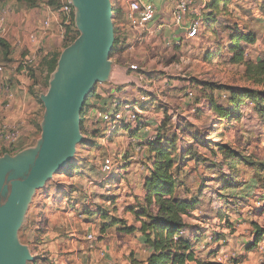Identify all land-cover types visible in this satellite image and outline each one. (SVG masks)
<instances>
[{
  "label": "rangeland",
  "instance_id": "obj_1",
  "mask_svg": "<svg viewBox=\"0 0 264 264\" xmlns=\"http://www.w3.org/2000/svg\"><path fill=\"white\" fill-rule=\"evenodd\" d=\"M36 1L38 3L37 8L42 10L48 8L51 11L59 8L55 4L49 6V0ZM57 1L59 0H52L56 3ZM150 1L155 4L160 3L159 0ZM7 2L11 4L10 6L15 12L26 10L19 0H8ZM214 2L217 9L209 8L206 19L204 18L203 33L199 38L187 41L183 45L181 53L179 52V56L184 57L183 63L174 59V53L168 51V43L153 42L146 48V51L154 64L143 67L144 65L134 63L136 61L130 57L128 45L122 41L116 52L112 50L109 59L117 68V72L114 75V69L109 68L108 70L111 71L115 80L117 78L118 82L127 80L123 78V73L132 63L143 69L150 82L164 77L162 82H165V86L166 83L170 85L172 81L181 82L182 76L187 77L185 81L190 80L189 88L195 92V99L192 102L180 107L177 106V110H172L171 97L164 95L166 98H164V102L166 103L163 106L160 105L163 102H159V106L156 105L159 114L161 113V117L156 122L162 123L161 133L156 134V136L157 138L162 137L165 143L169 136L171 141L176 140L174 154L177 161H180V157L184 155L182 160L183 173L181 175L190 194L198 193L203 185L207 187L202 196L198 194L202 204L194 212L197 214L200 224H209L210 229L216 233L227 230L225 233L227 245L232 239V235L251 240L256 237L257 231L264 233V170L260 172L262 173L261 180L256 168L247 165L240 166L233 173L238 177L234 184L237 188L246 187L243 191H239L240 199H230L231 203H228V197L224 199L218 195L220 188L225 186L227 182L223 175L228 174L230 176L228 167L224 166L221 172L220 168H212L211 166L222 165L226 160V154H223L217 145H225L244 156L252 157L254 161L264 164V125L253 113L251 106H244L242 111L245 112L246 116L241 121L232 118L222 121L215 112L210 110V107L206 108V106L211 105L213 99L219 104H226L225 96L228 95V92L223 90V87L242 88L243 86H251L256 90L264 91L263 85L253 86L251 82L247 81L244 66L231 63L233 53L229 50L233 38L242 34H251L255 37L256 42L243 44V48L248 54L247 59L253 61L264 59V0L208 1L209 5ZM111 3L113 5V26L116 40V37L121 34L124 38L127 31L128 24L125 20V13L128 9V0H111ZM207 17H211V20H207ZM70 25H65L62 18L54 22L48 31V35L42 40L40 39L33 48L35 51L39 49L36 64L28 69L21 67V70L18 71L28 72L30 82L33 83V90L29 91L31 92L29 94L33 102L42 103V106L38 104L36 109L29 113L25 112L22 118L8 121L13 125L20 126L21 137L16 148L19 152L34 150L41 141L47 112L41 96H46L49 93L57 71L48 73L47 59L52 56H59L60 60L68 48L67 45L75 35L78 34V37L81 35V31L76 25L74 30L68 31L67 28ZM13 45L14 43H11L12 49ZM32 53H34L32 50L30 53L24 51V53L19 54V57L23 58ZM206 53L213 55L208 61L204 59ZM7 61H9V57L4 56L3 50L0 49V66L10 63ZM172 64H178V67L173 71L169 70ZM153 85L152 83L151 87ZM207 86L213 87L214 90L207 88ZM187 88L185 86L181 90L186 92ZM164 92L163 94H165ZM15 98L16 94L12 92L5 101L9 105V102H13ZM152 103L154 102L151 98L147 104L151 105ZM23 104L29 107V103L25 100ZM173 106L176 107V105ZM183 114L191 117L193 123L184 120L182 125L178 126V117ZM3 121L6 119L0 118V125L4 123ZM142 121L143 117L141 116L140 122ZM156 122L154 121L153 124ZM149 126L150 124L146 123L142 130L139 128L127 130L129 135L122 138L114 137L118 133L111 138L104 137L105 128L100 125L93 126L88 132L85 131V128H81L83 140L76 145L70 165L55 174L34 193L25 220L17 231L19 244L29 251L32 259L27 261V264H80V259L84 258L85 260L87 256L89 257L93 253L88 241V234H94L99 245L108 241L110 236L117 235L118 232L111 227L103 232L104 221L113 222L118 219L128 224L134 221L133 215L127 214V204L131 203L135 206V200H122L124 191L126 193L130 190L134 191L133 187L131 189L128 180L123 183L119 182V185L123 184L124 188L116 183L115 177L109 179L114 184L110 181L106 186L95 184L99 178L104 177L102 174L103 160L107 156L112 157L116 164L121 165L122 178H125L127 167L131 165L133 160H139L142 165L149 162L148 152L143 149L148 145H139L135 141V139L138 140L136 135H132L138 131L142 137L147 136L148 133L153 135L154 131L145 129ZM176 127L178 128L176 129ZM132 139L134 142L130 145L129 140ZM139 148H142L141 151H138ZM11 149L12 147L0 144V159L7 154L14 157L15 154L9 153ZM190 152L195 154L196 161L193 160V156L189 155ZM198 156L202 160L201 162L198 161ZM133 185L139 186L140 183ZM105 214L108 216L105 217L106 219L103 218ZM227 218H230L232 225L227 223L229 222ZM194 221L189 222L190 230L202 228ZM229 224L232 227L224 229ZM202 230L205 229L202 228ZM262 242H264V237ZM245 246L244 244L242 247ZM131 250L133 253L135 252V249ZM97 251H100V248H97L94 253ZM126 257L125 255L124 259ZM120 262L115 261V264H120Z\"/></svg>",
  "mask_w": 264,
  "mask_h": 264
},
{
  "label": "crops",
  "instance_id": "obj_2",
  "mask_svg": "<svg viewBox=\"0 0 264 264\" xmlns=\"http://www.w3.org/2000/svg\"><path fill=\"white\" fill-rule=\"evenodd\" d=\"M159 2L156 3L158 8L160 9V14L156 22L160 23L163 20L167 22V27L161 31L160 33L153 34L152 36L145 37V39H141L135 35L130 28L127 27L126 34L123 38V41L126 42V44L129 47V53L130 57L133 58L134 63H138V65H144L145 66H151L154 64V61L149 56V53L146 51V48L152 44L153 42H164L168 43V51L173 52L174 59L180 60L181 63H183L184 57L179 56L181 49L184 47L183 45L186 43V31L182 28L173 27L171 25V16H172V8L175 4L176 0H159ZM8 2L5 3V6L8 11V17H7V23L5 25V30L3 31V34L1 35L2 38H4L7 42L14 43L13 45V52H12V62L9 64H3L1 66H4L5 70L1 72V87L3 85H8L11 88V92H15L16 98L13 102H9V105L6 103L5 99L9 97H5L4 95H1L0 93V118L6 119V121H3L4 123H9L8 121H14L16 119L22 118V115H24L25 112H30L33 109H36L38 104L36 102H33L32 97L30 96L29 91L33 90V83L30 82V77L28 76L27 71H20L21 67L18 69L17 62L25 57H19L20 53H24V51H29L32 49V43L29 41L28 36L38 30L40 28L42 20L49 15L50 11L48 8L41 9V8H34L31 10H22L20 12H15ZM43 6V5H42ZM55 20H57L55 18ZM72 23V19L70 24ZM74 25H76L75 22V12H74ZM152 27L156 28L155 24L152 25ZM58 32V31H57ZM180 52V53H179ZM209 53L205 54L204 59L207 60V55ZM177 55V56H176ZM208 61V60H207ZM132 63V65L134 64ZM144 63V64H143ZM178 64H172L169 67V70L173 71V69L177 68ZM18 69V70H17ZM122 69V68H120ZM142 69V68H141ZM117 72V68L114 67L113 74L115 75ZM143 72V69L141 73ZM123 73V72H122ZM144 75V76H143ZM143 75H139L138 73H135L133 71H130L129 68L126 69V72L123 73V78L127 79L123 82H118L117 78L116 80L113 78V75L110 76L109 80L106 82L98 83L95 86V93L92 94V96L87 100L86 105L84 107V113L83 117L81 116V127L82 129L85 128V131L88 132L92 128V118L95 114H97L100 111H108L112 110V103L115 99L119 98L124 101H135L139 99V97L142 94V91L144 93V88L146 90L151 89L152 83L154 84L153 87L156 88V96L152 99L154 103L145 104L142 106V117L143 121L146 123H149L150 126L147 127L148 130H152L155 133L149 134L145 137L140 136V132L133 133L132 135H136V138L139 140L141 139L144 144H149L150 142H146L148 138L151 136H154L158 133H161V127L162 123L156 122L160 116L159 111L157 110L158 103L164 102V95H169L171 97V109L177 110V106L180 107L182 105H186L190 101L187 98V91L190 90V80L185 81L187 79L186 76H182V81H172L169 84L166 83L164 86V83L162 82V78L158 80H153L152 82L149 81L147 78L146 73L143 72ZM166 81V80H164ZM158 82V84H157ZM124 86L123 88H121ZM163 86V88H161ZM187 88L186 92L185 90H181V88ZM0 87V90H1ZM32 87V88H31ZM168 89V90H167ZM166 90V91H165ZM165 91V92H164ZM163 92L165 94H163ZM185 95V96H184ZM185 97V98H184ZM23 98V99H22ZM166 99V98H165ZM24 100L29 103V107L24 106ZM177 103V104H175ZM179 103V104H178ZM173 105H176L173 106ZM159 106V105H158ZM210 107L211 105H207L206 108ZM155 119V120H154ZM186 122H192L193 120L191 117H189L187 114L180 115L178 117V126L182 125V121ZM154 121L156 122L155 124ZM178 127H176L177 129ZM157 130V131H156ZM149 132V131H148ZM129 131L121 130L118 132L117 135L114 137H123L128 136ZM162 139V142L165 140ZM167 140H170V136L167 138ZM144 151L148 152V155L150 157V152L148 147L143 148ZM133 150V148H132ZM184 156V155H183ZM183 156L180 157V161H177L176 167H179L181 169V173H183L182 169V163H183ZM132 161V160H130ZM185 169V168H184ZM103 178H99L97 180V183L95 185L100 186H106L110 182L114 184L113 181H110L109 179L115 177L117 184L119 185V182H124L125 180H128L129 184L131 185V189L133 187L134 191L125 192L122 195V200H135L136 205L138 204H145L146 201V191H145V181L147 178L151 176V163L148 162L146 164H143L139 162V160H133L131 162V165L127 167L126 174L124 175L125 178H122L123 176L119 175L118 173H114L111 176L105 175L103 172ZM182 180V175H181ZM110 181V182H109ZM140 185H133L138 184ZM121 188L123 184L119 185ZM203 185L202 189L198 191V193L190 194L191 197H198V194L200 196L203 195L204 190L207 187H204ZM113 187V186H109ZM246 187V186H245ZM244 188H224L221 187L220 195L222 196H229L230 199H240V192L243 191ZM108 189V188H107ZM115 189V188H114ZM226 193V194H225ZM225 194V195H224ZM116 195V194H115ZM121 195V194H118ZM117 197V196H116ZM136 197V198H134ZM202 204V200L200 198ZM231 201V200H230ZM135 205V206H136ZM131 205V203L127 204L128 212L127 214L133 215L134 221L132 223L128 224L125 222L127 227H135L140 228L141 224L137 222L134 214L132 213V209L135 207ZM197 214L193 212L190 216L186 217V221L189 224L190 221H194L197 224L201 225L202 228L205 230H202V228H195L194 230H186V235H191L192 238V244H193V250L195 253V257L202 261H208V262H216L219 264H235L236 262H241L242 264H264V242L259 241L256 242V237H254L251 240H246L243 237H236L232 235V239L229 240L228 244L226 245V237L225 233L227 230H222L220 233H216V231L210 229L209 224H200V221L196 220ZM230 218H227V221ZM115 220L117 222H115ZM113 222H103V232L110 228H114L118 233L116 236H110L108 241L102 242V244L97 243V237L94 236V234L90 233L88 234V241L90 242V248L92 249L91 252H93L89 257L87 256L86 259H80V264H115V261H121L120 264H133V262H144L148 260L150 255L152 254V251L147 248L145 241L142 239L141 234L139 232L133 233V234H127L123 232L125 226H123L121 223H119L118 219H115ZM232 225V224H231ZM231 228L232 226L226 225V227H222L224 229ZM200 231V232H199ZM222 234V235H221ZM92 235L94 238L93 240H89V236ZM236 237V238H235ZM235 238V239H234ZM75 242V240H73ZM247 241V242H246ZM73 242V243H74ZM230 243V244H229ZM246 245L244 248L243 245ZM100 248V251H97L94 253V251ZM131 249H135V252ZM137 253V254H136ZM110 254V256H109ZM125 255L127 256L125 259ZM122 258V259H121ZM91 259V260H90ZM195 264V263H192Z\"/></svg>",
  "mask_w": 264,
  "mask_h": 264
},
{
  "label": "water",
  "instance_id": "obj_3",
  "mask_svg": "<svg viewBox=\"0 0 264 264\" xmlns=\"http://www.w3.org/2000/svg\"><path fill=\"white\" fill-rule=\"evenodd\" d=\"M81 35L62 54L51 88L41 100L46 107L38 147L0 159V264H27L29 251L17 238L34 193L70 165L83 140L81 113L88 95L106 82L114 69L111 0H72Z\"/></svg>",
  "mask_w": 264,
  "mask_h": 264
},
{
  "label": "trees",
  "instance_id": "obj_4",
  "mask_svg": "<svg viewBox=\"0 0 264 264\" xmlns=\"http://www.w3.org/2000/svg\"><path fill=\"white\" fill-rule=\"evenodd\" d=\"M19 1L23 3L26 10H31L38 6L36 0ZM215 2L209 5L210 9H217ZM54 4L60 7L62 5V0L57 1V3L49 0V6ZM211 17H207V20H211ZM74 26L73 13L72 23L68 26L67 30H74ZM77 37L78 34L75 35L67 47H69ZM122 41V34L116 37L113 51L116 52L118 50L117 47L121 45ZM255 42L256 39L251 34H242L233 38L229 48L233 53L231 63L242 67L244 66L246 79L248 82H251L253 86H264V59L259 61L248 60L246 49L243 48V44H254ZM0 49L3 50L4 56L9 57V61L7 62L11 63L12 46L1 36ZM212 57L213 55L209 53L206 58L210 60ZM58 62L59 56H52L50 59H47L49 74L57 70ZM207 88L214 90L211 86H207ZM223 90L228 92L226 104H219L214 99L211 101L212 111L215 112L222 121L229 118L241 121L246 116L242 109L244 106H251L253 113L264 125V91L256 90L251 86H243L242 88L227 86L223 87ZM94 93L95 89L92 91L89 98ZM38 104L42 106V103ZM84 107L81 113L82 117ZM217 147H219V150L223 154H226V160L222 165L215 164L211 166L212 168H220L221 172L224 166L228 167L230 176L228 174L223 175L227 180L224 188L237 187L234 181L238 177L233 173L236 172L240 166L247 165L256 168V172L261 179L262 173L260 172L264 170L262 169L264 164L254 161L252 157L244 156L225 145H217ZM16 148L17 147H12L9 153H18L19 150H16ZM175 148V139L172 141L167 140L165 143L158 137L157 140L148 144L150 152L148 161L151 163V176L145 181L146 201L145 204H138L132 209V213L141 226L139 229L127 227L125 222L119 221V223L126 227L123 232L127 234L139 232L147 248L152 251L148 260L144 262L136 261L133 262V264H219L197 259L193 250L191 235H186V230L190 229L186 217L190 216L197 209L201 201L199 197L190 196L189 188H187L185 182L181 180V169L176 167L177 159L174 154ZM189 155L193 156V160L196 161L195 154L190 152ZM198 161H202L199 156ZM208 168H210V166H208ZM218 195H220V193H218ZM220 196L224 199L228 197V203H231V197ZM105 217H108L107 214H105L103 218L106 219ZM115 222L117 221L115 220ZM183 232H185V235L181 236ZM263 237L264 233L261 231L258 233L257 231L256 242L262 241Z\"/></svg>",
  "mask_w": 264,
  "mask_h": 264
},
{
  "label": "built area",
  "instance_id": "obj_5",
  "mask_svg": "<svg viewBox=\"0 0 264 264\" xmlns=\"http://www.w3.org/2000/svg\"><path fill=\"white\" fill-rule=\"evenodd\" d=\"M8 0H0V36L5 30L7 23L8 11L5 3ZM209 0H176L172 8L171 25L173 27L182 28L186 31V42L195 40L203 33L202 27L204 25V18L206 19L207 12L209 11ZM75 12L72 0H62V5L55 10H51L41 22L40 28L29 35V41L32 43V51L34 53L26 56L19 61V66L26 69L31 68L36 64L38 59V51L33 48L39 43V40L48 35V31L53 26L54 22L59 19H64L65 25H70L71 16ZM160 14L158 6L150 0H128V9L125 13V20L128 24V28L141 39L152 36L153 34L160 33L167 27V22L162 21L157 23L156 20ZM55 18L57 20H55ZM155 24L156 28L152 27ZM130 71L143 75L142 69L138 65L133 64L129 67ZM5 70L4 66H0V72ZM144 76V75H143ZM144 93L141 94L139 99L135 101H124L119 98L115 99L112 103V110L100 111L92 118L93 126H103L105 128L104 137L111 138L114 134H117L121 130L130 129H144L146 122H140L142 116V106L149 103L151 98L156 96V88L151 87L150 90L144 88ZM1 95L10 97L12 92L8 85H3L0 90ZM187 98L192 101L195 99V92L193 90L187 91ZM226 98V96H225ZM141 109H139V108ZM141 128V129H140ZM148 130V128H145ZM20 126L13 125L11 123H2L0 125V144L8 147H17L20 140ZM157 140V136H151L146 141L153 142ZM135 141L140 145L144 144L142 140ZM134 140H129V144H133ZM139 148L138 151H141ZM102 172L111 176L114 173L121 175L123 173L122 167L116 164L114 159L107 156L103 160ZM123 175V174H122ZM185 235V232L181 233V236ZM93 236H89V240H93ZM235 264H242L236 262Z\"/></svg>",
  "mask_w": 264,
  "mask_h": 264
}]
</instances>
